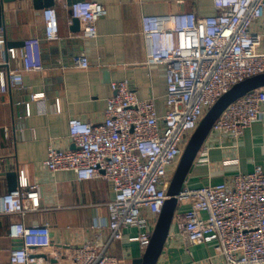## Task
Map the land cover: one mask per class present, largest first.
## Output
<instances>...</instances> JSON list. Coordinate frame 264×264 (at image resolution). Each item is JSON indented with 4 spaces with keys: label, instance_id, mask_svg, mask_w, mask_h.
<instances>
[{
    "label": "built area",
    "instance_id": "2783aa9c",
    "mask_svg": "<svg viewBox=\"0 0 264 264\" xmlns=\"http://www.w3.org/2000/svg\"><path fill=\"white\" fill-rule=\"evenodd\" d=\"M58 1L42 9L43 36L24 39L21 48H9V58L0 27L1 93L9 83L21 87L23 71L44 69L42 42L60 37ZM212 2L213 14L184 10L143 16L147 62H161L166 69L163 115L155 96L142 98L128 80L113 81L103 121L71 117L74 148L48 144L46 169L70 170L79 180L103 178L111 184L114 196L107 203V224L93 226L91 239L63 251L52 241L49 223L25 222L28 213L40 209L41 185L29 182L21 171L17 187L0 197V213L19 216L10 234L18 242L10 264H123L111 248L124 238L138 241L145 251L183 151L201 119L235 83L264 72V0ZM65 6L72 20L80 21L78 37H97V22L107 13L105 5L77 0ZM11 58L19 59L17 68L11 66ZM72 63L76 67L90 64L83 55L73 57ZM263 104L261 87L231 103L210 133L239 139L262 117ZM4 130L10 131L8 126ZM203 145L201 161L207 158ZM186 203L190 208L178 212L179 205ZM173 222L188 244L215 240V250L225 264H264L263 168L257 165L229 182L184 185ZM132 229L136 235H130Z\"/></svg>",
    "mask_w": 264,
    "mask_h": 264
},
{
    "label": "crops",
    "instance_id": "0c3cea01",
    "mask_svg": "<svg viewBox=\"0 0 264 264\" xmlns=\"http://www.w3.org/2000/svg\"><path fill=\"white\" fill-rule=\"evenodd\" d=\"M74 1L56 2L60 37L43 40L44 69L23 71L21 87L9 83L7 91L0 92V172L16 171L21 180L22 171L29 182L41 185L40 209L28 213L25 222L49 223L52 241L66 252L91 239L93 226L107 224V203L114 191L103 178L79 180L74 171L46 169L43 161L49 142L74 148L69 135L71 117L103 121L113 81L128 80L142 98L155 96L158 112L163 115L166 69L161 62H147L143 16L184 10L216 12L212 0H87L102 3L107 13L97 22V37L81 38L77 36L80 31L73 30L71 11L65 6ZM6 9L8 40L43 36L42 10L35 9L31 0L8 3ZM77 55L87 56L89 66H74L72 59ZM10 64L17 68L20 61L11 58ZM35 93L43 94L33 99ZM203 144L207 158L201 161L199 153L185 183L189 187L229 182L257 165L264 170V113L239 139L212 132ZM8 191L7 177L0 174V197ZM189 208V203L179 205L178 212ZM18 219L17 215L0 213V264H10L11 251L18 243L10 234ZM129 233L136 235V230ZM215 246V240L188 244L178 223L173 222L157 264H225ZM111 252L123 264H132L144 250L138 241L124 238L112 245Z\"/></svg>",
    "mask_w": 264,
    "mask_h": 264
},
{
    "label": "water",
    "instance_id": "95a60500",
    "mask_svg": "<svg viewBox=\"0 0 264 264\" xmlns=\"http://www.w3.org/2000/svg\"><path fill=\"white\" fill-rule=\"evenodd\" d=\"M17 0H0V27L3 28L6 35V57L9 58V48H21L24 45V39L18 41H11L7 38L8 25V11L6 5ZM23 1V0H20ZM32 5L37 10H42L46 7L53 6L55 0H31ZM73 30L80 31L79 19H73ZM264 87V72L249 76L237 83H235L228 91L223 93L217 101L210 107L206 114L201 119L198 127L191 135L187 145L183 151L181 159L178 163L171 184L168 189V198L166 199L161 213L155 225L151 240L147 245L145 251L140 257L133 259L132 264H157L159 258L166 245L171 226L173 224L174 216L178 208V194L183 189L189 173L193 167L195 159L201 149L210 131L221 116L223 111L234 101L242 96L253 92L254 90ZM1 169V166H0ZM0 174L7 177L9 190L17 187L19 177L16 171H4Z\"/></svg>",
    "mask_w": 264,
    "mask_h": 264
}]
</instances>
